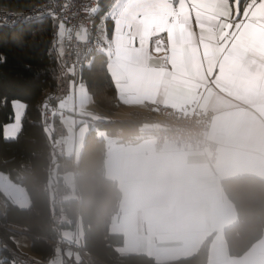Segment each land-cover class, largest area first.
Here are the masks:
<instances>
[{"label":"trees","instance_id":"16d2710c","mask_svg":"<svg viewBox=\"0 0 264 264\" xmlns=\"http://www.w3.org/2000/svg\"><path fill=\"white\" fill-rule=\"evenodd\" d=\"M44 1L0 0V13L26 10ZM55 1L57 5L62 2ZM100 3L106 5L105 1ZM107 24L111 30L112 22ZM57 27L58 21L50 18L13 26L0 21V171L20 182L30 198L28 207L7 201L0 213V264H55L59 253L63 260L58 264H206L211 236L193 255L163 262L145 254L119 252L123 236L109 232L108 223L117 209L120 191L117 183L103 174L106 147L98 131L125 140L139 133L144 121L115 119L95 123L85 134L77 162L55 150L47 126L42 123L40 107L46 103L56 105L72 78L67 71L70 60L65 54L58 55L55 45ZM77 79L86 84L96 108L108 114L117 109L119 100L106 71V57L96 55L91 67L85 64L82 72L80 69ZM13 100L24 102L26 108L15 138L7 139L3 126L13 118ZM66 170L75 174L78 198H64L68 190L61 175ZM222 188L237 212L236 222L224 229L223 236L229 253L240 255L264 230V179L254 175L231 177L222 181ZM61 214L67 221L59 219ZM76 219L84 226V238L77 254L71 251L67 255L61 229L70 227L74 231ZM12 226L29 237L31 252L38 259L16 248L11 239ZM44 259L48 262H42Z\"/></svg>","mask_w":264,"mask_h":264},{"label":"crops","instance_id":"0c3cea01","mask_svg":"<svg viewBox=\"0 0 264 264\" xmlns=\"http://www.w3.org/2000/svg\"><path fill=\"white\" fill-rule=\"evenodd\" d=\"M81 81L71 78L65 85L66 102L58 107V101L56 106L69 114L53 123L48 132L55 150L71 156L74 162L78 161L85 134L91 128L90 120L95 124L129 119L133 111L149 104L169 109L192 105L211 113L207 135L217 145L212 160L207 148L184 152L165 142L157 149L152 136L156 123L147 122L139 133L125 140L102 132L106 147L103 174L114 180L120 191L117 209L108 223L109 232L123 236L119 252L145 254L163 262L193 255L211 236L206 264H264V230L242 254L229 253L223 231L236 222L237 212L222 188V181L231 177L254 175L264 179V79L240 85L207 82L178 97L121 99L117 94L119 106L112 114L93 105L87 87L86 99L78 95ZM73 110L79 116L77 121L72 117ZM79 119L88 122L78 125ZM72 125L77 126L73 130V146L70 148V142L57 144V140L67 137ZM59 219L67 221L64 214ZM71 240L65 244L67 255L73 249L72 244L76 246L74 253L79 251L80 244L77 238L73 241V231ZM31 257L39 258L35 254ZM62 258L59 253L54 258L55 264L61 263Z\"/></svg>","mask_w":264,"mask_h":264},{"label":"snow or ice","instance_id":"6c2138e0","mask_svg":"<svg viewBox=\"0 0 264 264\" xmlns=\"http://www.w3.org/2000/svg\"><path fill=\"white\" fill-rule=\"evenodd\" d=\"M82 11L87 23L76 31L84 45L77 50V63L83 57L91 67L96 55L106 57V71L121 99L178 97L207 82L240 85L264 79V0H111L107 5L95 0ZM97 16L98 24L92 19ZM67 19L59 22L58 55L64 54L63 40L71 38ZM67 71L77 75L75 65ZM78 95H89L82 81ZM66 99L60 98L58 107ZM12 107L14 122L5 126L6 138H15L26 105L14 100Z\"/></svg>","mask_w":264,"mask_h":264},{"label":"built area","instance_id":"2783aa9c","mask_svg":"<svg viewBox=\"0 0 264 264\" xmlns=\"http://www.w3.org/2000/svg\"><path fill=\"white\" fill-rule=\"evenodd\" d=\"M95 0H62L60 5H57L55 0H45L42 3L36 4L26 10L6 11L0 13V21L9 26L21 24L24 22L41 21L45 18L60 22L65 16L67 28L71 29V38L66 37L63 44V51L66 57L70 60L71 67L76 66L77 75L73 76V81L77 80L78 73L81 69V64H84V59L81 57V63H77L76 53L78 49H82L84 45L77 40L76 31L81 22L87 23L85 13L82 11L83 6H91ZM69 5L67 9L64 5ZM76 13V15H72ZM55 14V18L53 16ZM95 21L96 17H92ZM91 25L93 36L94 27ZM212 85V82H209ZM41 120L43 125L50 126L54 119H65L68 112L58 108L56 105H49L45 109L44 105L40 107ZM74 121L79 118L75 110L71 112ZM129 119H140L149 123H156L157 127L152 130L156 148H160L165 142L172 143L177 149L188 152L192 149H209L210 159L216 155V143L207 135L209 128L211 113L208 111L198 110L192 105H186L183 109H169L161 105L149 104L146 108L135 110L131 113ZM77 219L73 221V241L76 239L75 233L77 228ZM74 243V242H73ZM75 250V244H72ZM42 262L47 263L44 259ZM64 264H70L66 261Z\"/></svg>","mask_w":264,"mask_h":264},{"label":"rangeland","instance_id":"374dc122","mask_svg":"<svg viewBox=\"0 0 264 264\" xmlns=\"http://www.w3.org/2000/svg\"><path fill=\"white\" fill-rule=\"evenodd\" d=\"M58 26H59V22H58ZM58 31H59V27H57V33H58ZM55 44H56L57 48L60 50L61 43L58 41V37H57ZM15 101L22 102L20 100H15ZM22 103L24 104V102H22ZM90 118H92V117H90ZM13 122H14V112H13L12 120L7 122L4 125V130H5L6 125H10ZM87 122L88 121L86 119H79L78 125H86ZM90 123H91V126L94 125V123H92L91 120H90ZM146 123H147L146 121L141 123L140 127H142ZM76 127L77 126L72 125V128L70 127L71 130H70V132H68L67 137L63 138L61 141L57 140V144H58V142L59 143L61 142V143H66L68 145V143L70 142L69 146L71 148L73 146L72 145V137H74V135H75V131H73V130H77ZM52 128H53V125L47 126L46 131L49 132ZM102 132L104 133V131H101V132L98 131V136L100 138H102ZM4 134H5V131H4ZM69 135H70V137H69ZM80 153H81V151H80ZM80 153H79V156H80ZM61 176H62L63 181H64L65 185L67 186V190H68L64 197L68 198V199L69 198H76V186H75L74 172L72 170H66L62 173ZM51 183H52V179H49V181H48L49 198L52 200L53 192H52V188H51ZM7 201H9V202H11L17 206H20V207H28L30 204V198H29V194H28L27 189L20 182L14 181L9 176L8 173L0 171V213H2L4 211V208H5ZM71 235H72V229L67 230L65 227H63L61 229V237L64 240H67L66 241L67 243L72 242ZM75 236L77 238L76 242L78 244H81L83 242V238H84V226H83L82 222H80V221H78ZM11 238L17 244V246L21 249V252L27 254L28 256H32V255L34 256V254L31 252V248H30V239L22 230H20V231H17V230L13 231L12 230Z\"/></svg>","mask_w":264,"mask_h":264},{"label":"water","instance_id":"95a60500","mask_svg":"<svg viewBox=\"0 0 264 264\" xmlns=\"http://www.w3.org/2000/svg\"><path fill=\"white\" fill-rule=\"evenodd\" d=\"M55 259H56V257H55Z\"/></svg>","mask_w":264,"mask_h":264}]
</instances>
